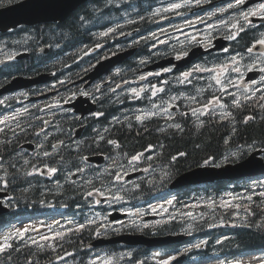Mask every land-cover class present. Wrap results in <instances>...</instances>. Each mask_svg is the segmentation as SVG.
<instances>
[{
	"label": "trees",
	"instance_id": "1",
	"mask_svg": "<svg viewBox=\"0 0 264 264\" xmlns=\"http://www.w3.org/2000/svg\"><path fill=\"white\" fill-rule=\"evenodd\" d=\"M14 1L16 0H0V6ZM130 3L136 9L135 6H140L141 2L130 0ZM111 4L114 5L115 0ZM120 4L122 3L120 2ZM107 5L108 1L105 0H90L88 3L80 6L76 12L72 13L58 27L57 25H47L44 33L37 34L34 43L40 44L45 42L43 40H49L51 51L56 55V58L50 61L51 68L54 70L59 69L58 64L60 63L71 65L73 55L78 48L83 49L86 46L88 48L92 46L97 34H92L89 23H82V21H89L93 11H97L99 6ZM135 27L129 26L128 30H132ZM4 35L6 37L9 34ZM148 43L149 38H146L141 44L135 43L138 47L136 51L138 53L135 56L141 53L139 52L140 49L145 48ZM33 57H37L35 52H33ZM135 58L133 61L140 64L141 61ZM37 59L40 60V58ZM137 69H140V67ZM130 70H134V68ZM41 72H49V70L36 66L31 75H37ZM119 78L127 80L130 77L121 75ZM116 85L117 82L114 83L113 88ZM110 92L106 96L112 98ZM114 98H116L114 103L109 104L107 113L99 118L100 121H108L112 116L128 120L136 117L139 109L143 108V105H137L139 98L135 95L130 96L128 93L123 92L119 96L114 94ZM262 105L264 103L260 104L258 102V105L255 104L253 107L241 108L234 114L232 119L222 122L207 120L206 123L200 124L196 119L190 122V118L185 117L182 123H178L180 125L179 129L176 127L169 130L160 128L159 133L153 132L156 126H153L152 123L156 119L165 122L164 117L154 116L151 123L142 126L128 121L115 123L113 129L117 131L118 135H113L111 129L110 137L113 140L118 139L119 143L117 145L125 146L128 149L126 154L124 151L119 155L116 154V149L109 150V153L112 154L110 160L113 162L117 161L116 164L111 163L114 165L113 168H115V165H119L121 166L120 169L125 170L130 164L127 161L128 156L134 152L144 150L150 144H155L158 152H162L161 158L157 159V163H159L162 169H154L149 174L151 176L136 179L134 185L130 186L127 191L128 203L135 206L138 201L149 202L154 193L167 190L168 183L174 177L192 167L223 160L238 161L244 158L251 150L264 149V107ZM246 117H252V119L245 122ZM98 146V143H94L93 146L86 143L80 151L81 157L88 156L92 152H99L101 148ZM123 154L125 155L123 156ZM70 158L72 159L71 155ZM70 158L66 156L65 162L71 163ZM11 165H13L12 161L5 168L9 171L12 179L20 183L24 180V176L23 174L19 175ZM120 169H112L110 172L119 171ZM35 175L36 173L32 178L25 179L24 181L35 180ZM99 176L101 179L98 182H111L108 179L110 176L103 173H100ZM95 181L93 180V182ZM28 184L20 185H27L25 188L20 189L22 198L33 200L36 190L33 188L34 185L31 182ZM201 190L204 191L200 192ZM229 190L233 192L232 201L225 195L226 191ZM66 192L65 198L76 195L70 189H66ZM261 193H264V190L257 191L249 185L240 184L239 181H217L203 186L178 189L166 213H173V215L164 221L165 224L159 231L153 225L146 228L144 233L154 235L157 233L183 231L189 236L188 240L197 239L199 244H203L205 246L203 251H215L225 258L234 256L244 250L263 249L264 196ZM188 200L189 203L186 204ZM225 204L229 206L225 207ZM176 207H178L177 210ZM186 210H189L190 215L186 213ZM81 224L85 225V227L73 233L72 237L68 239L62 237L55 240L58 246L62 245L61 242L63 240H66L68 248L62 247V251L56 253L36 254L31 252L33 260L31 259L29 263L90 264L89 256L95 254L93 252L96 251L88 247L87 243L94 238L93 234L96 232L97 227L100 226V222H98V219L93 221L82 218ZM76 229L73 228L72 231ZM120 246H109L105 249V254L111 257L113 264H157L155 259L151 260L149 258L148 250L143 246ZM186 248L191 250L198 249L199 247L191 245ZM198 251L200 249L196 250V252ZM16 252L18 254L17 262L14 259L16 255L9 248L0 252V264H24L25 262L22 257L26 258V260L31 258L27 248H22ZM66 253H70V255H66ZM58 257H64V259L61 260ZM100 264H103V262Z\"/></svg>",
	"mask_w": 264,
	"mask_h": 264
},
{
	"label": "flooded vegetation",
	"instance_id": "2",
	"mask_svg": "<svg viewBox=\"0 0 264 264\" xmlns=\"http://www.w3.org/2000/svg\"><path fill=\"white\" fill-rule=\"evenodd\" d=\"M159 1V0H156ZM175 3L181 4L182 7L177 10V14L182 16V20H184L183 23V33L180 35L178 31H176V37L175 41L178 43V40L180 39L179 43L183 47H186L188 45H201L205 49H208L212 46L216 38H227V44L225 47L220 51L215 52H209L203 55V57L200 59L198 58L195 60V62L192 64V67H198L201 65L202 69L200 70L197 79L195 77H191L192 80L196 82V94L199 93V95L205 96L207 98L212 97V92L214 89V84L216 83L215 80L216 77H213L211 75H208L206 73V70L210 71L211 73L213 71H218L220 66V61L222 60L223 56L228 55L231 59H233V65L234 68L238 69V71L231 70L234 77L222 76L221 79H223L227 84L230 86V90L232 92H236L237 94H240V90H246L252 91L251 88L254 87L255 89H263L264 92V82L261 81V78L264 77V71H261V69H264V46H261L260 50H255L256 44L258 40L264 39V21L258 20L259 18L264 17V13H258L256 15H248L249 10L256 9L259 4L264 3V0H252V2H249V0H244V3L240 5L239 7H232L229 8V4H235V0H201L200 4L197 5L195 0H175ZM214 5V9L211 11H208L211 5ZM216 8V9H215ZM247 16V19L245 20L244 17ZM221 21H224V23H221ZM236 24L237 27L233 28L232 25ZM182 25V23L180 24ZM209 25H212V27H209ZM240 27L243 28V31L240 30ZM233 33H236V39H229V36ZM16 44V43H14ZM255 46V47H253ZM249 47H253V51L249 53L247 49ZM227 49V51H225ZM230 49V50H229ZM182 51V49L179 50V52ZM229 51V53H228ZM180 57V55H177ZM50 57V56H48ZM21 60H17L15 58V55L13 57L8 56L6 59H4L0 64L1 68H5L4 72H12L15 70V67L20 66L22 67ZM31 64V63H30ZM92 65V60L90 55L82 54V55H75V62H74V72L73 74H77L78 72H83L84 75L87 73L89 68ZM219 65V66H218ZM230 65V64H229ZM228 66V64H227ZM230 70V69H229ZM252 70H259L261 71V76L259 79L254 80L255 83L248 82L246 85L242 86V79L244 78L245 74L248 71ZM78 71V72H77ZM138 73V71H123L122 74L129 76L130 74L134 75ZM220 75V73H218ZM118 76L117 74H105L97 78L94 82L91 83V86L85 87L82 85V87L77 90L76 95H82L89 98L90 102H92L94 108L91 112L88 114H85L81 117H78L79 120L83 119V123L80 125L81 127L78 129H74L72 132V144L76 145L78 142H83L84 145L88 143V140L86 137H89L91 139H98L100 144V151L92 154H103L106 157H110L112 154L109 153V150L116 149V154L123 153V148L120 145H117L119 143L118 139H112L110 136V130L113 128L115 123L118 122H130L134 123L136 121L135 118H130L128 120L122 119L116 116H112L110 118V124L107 128L103 130H95V129H88V126H91V123L98 119L103 117L107 113V107H109V104H113L116 98H111L109 96H105L101 99L100 95H97L99 90L97 88L101 89L104 85L109 84L112 91L110 94H116L119 96V93L117 92V89L122 88L124 85L128 83V80H125V83L123 82L121 85H117V88H113L114 82L121 80L116 79ZM229 80L231 83H229ZM120 81V82H121ZM124 84V85H123ZM240 92V93H239ZM82 93H87V95H83ZM220 94V93H219ZM75 95V96H76ZM7 95L3 96L1 98L2 106L5 105V102L7 100ZM222 97V95H220ZM235 98V97H234ZM215 103H217L215 101ZM95 113H102V115H94ZM80 115V114H79ZM143 120V119H142ZM153 121V120H151ZM140 122V121H139ZM79 132V138H76L75 132ZM160 128L155 127L153 132L159 133ZM3 135L0 134V138ZM49 137V134L47 135V138ZM49 140L52 142L48 147H52L53 144L57 145L56 149L49 155L44 156L38 151V146L36 143L33 144V151H36L34 154L24 149V152L26 153L25 159L29 161L37 162L38 164H43L44 166H40L43 168H56L57 172L50 175L49 177H45L41 182H43L46 185H39L37 180H28L24 181L25 179L32 178V175H29L31 173L30 166L35 163H27L22 165L21 167H17L14 169H21L19 171H16L20 174H23L24 180L20 183L12 179V177L9 175V171L5 168H0V183L1 180L4 179L7 183V188L10 191L11 195L14 196V193L16 188L23 184H28L31 182V184L34 185L33 188H35V195L33 197V200H26L28 204H30V207L34 200L37 202L39 201V204L42 203H48L50 202L54 207H58L59 204H63L62 199L65 198L66 189H70V191L76 195L78 194L79 190V183H69L66 180L67 170L69 169H59V167H69L71 163H65V153L64 149L65 146L68 147V150L72 152V154L77 157L78 167H74L72 169H83L81 167V164L83 162L81 161V153L80 151L84 148L75 149L74 146L71 147L68 145V142L66 143H60V142H53L52 138L49 137ZM109 140L115 141V144L108 143ZM117 145V146H116ZM151 145V144H150ZM150 145L146 146L150 148ZM153 148H157L155 144L152 145ZM108 152H104V151ZM92 151V150H91ZM126 153V151H125ZM55 162L52 161V157L55 156ZM91 155V154H90ZM40 157L41 160L38 161L35 158ZM145 157H148V152L145 153ZM37 165V164H36ZM84 165V164H83ZM103 165L95 166L92 165L93 169H102ZM47 166V167H46ZM65 176V177H64ZM36 183V184H34ZM49 188H45L48 187ZM22 187V186H20ZM37 188V189H36ZM20 189V188H18ZM46 191L45 193L42 191ZM47 192H50L49 194H46ZM40 193V194H39ZM76 195H73L74 198ZM72 207L74 208L75 202L72 203ZM77 209H76V215H79L80 208H81V198L79 196V201L77 203ZM108 209V207H107ZM108 210L102 209L100 212V215H104ZM103 217V216H102ZM75 221V219H74ZM108 226L111 227L113 230H109L108 233L116 232L118 227L120 225H113L108 224L106 221L104 222V225L102 228H107Z\"/></svg>",
	"mask_w": 264,
	"mask_h": 264
},
{
	"label": "bare ground",
	"instance_id": "3",
	"mask_svg": "<svg viewBox=\"0 0 264 264\" xmlns=\"http://www.w3.org/2000/svg\"><path fill=\"white\" fill-rule=\"evenodd\" d=\"M154 2H157L156 0ZM4 39H0V55L4 47ZM6 41V40H4ZM11 44L17 43L21 46H25V41L22 37L16 36L9 41H6ZM135 41L130 39L128 41V48H136ZM31 63V64H30ZM22 67L17 66L12 72H4L5 68L0 67V86L6 84V82L14 75L20 76H29L34 72V67L40 66L49 70L51 78L48 82L39 85L33 89L25 91L23 94L11 93L8 95L5 105L2 106L0 98V110L5 108L9 111H13L14 105H19L21 109L19 112L22 114L18 118V123L13 126H5L3 130V135L0 138V168L5 169L7 164L12 161L14 163H35L30 166L31 171H36L40 169V166L43 164H38L34 161H29L25 159L27 156L24 152L27 144L36 143L38 146V151L43 155L45 151L50 154L54 151L52 147H48L52 142L49 140V137L52 138L53 142H68V145L73 147L76 146L72 144V132L74 129L80 128L83 123V119L79 120L77 115L73 110L68 106L69 103L73 101L75 95L78 93L82 85L85 87L91 86L87 84L84 80V73L78 72L77 74H72L68 69L67 65L60 63L59 69L54 70L51 68V62L37 60L35 57H27L24 61L21 62ZM112 91L109 84L104 85L97 95H100L101 99L106 96L108 92ZM114 98V94L111 95ZM142 108L139 109L140 112ZM148 111L152 116H157L155 112L152 111L151 107L148 108ZM47 112V114L45 113ZM48 121V127L43 126V121ZM110 119L99 120L96 119L91 123V126H88V129L92 130H103L109 126ZM164 124L159 119L153 121L152 125L160 127ZM191 124V123H190ZM19 125V127L17 126ZM23 129L24 131H21ZM43 129V131H41ZM39 133V135H37ZM49 137L47 138V135ZM100 149V148H99ZM55 156L52 157V161L55 162ZM40 161L41 158H35ZM27 161V163H26ZM37 164V165H36ZM40 165V166H38ZM112 167L114 165L110 164ZM81 167L88 171L83 179V184L87 187L96 185H109L111 182H98L101 177L99 176V171H94L92 167L81 164ZM108 169V165H104L103 168ZM116 167H121L115 165ZM131 167V164L128 165ZM126 167L125 169H128ZM114 168V169H115ZM92 169V170H91ZM106 169H102L103 171ZM19 171V169H15ZM119 171H122L120 169ZM93 180H96L93 182ZM80 181L78 180V183ZM43 182H40L39 185H43ZM46 185V184H44ZM45 187V188H49ZM40 194V193H39ZM13 200L17 205H23L26 203V200L22 198L21 191L14 193Z\"/></svg>",
	"mask_w": 264,
	"mask_h": 264
},
{
	"label": "water",
	"instance_id": "4",
	"mask_svg": "<svg viewBox=\"0 0 264 264\" xmlns=\"http://www.w3.org/2000/svg\"><path fill=\"white\" fill-rule=\"evenodd\" d=\"M87 0H21L14 4L0 8V31H6L14 28L19 24H35L48 21L64 20L71 12H73L80 4ZM128 52L115 55L107 61L102 62L101 66L114 64L119 58L127 57ZM114 60V61H113ZM42 77L35 78L40 81ZM21 79L23 82L20 83ZM13 79L1 92L12 91L21 87H27L34 83V79ZM260 151L253 152L247 159L235 164H225L220 167L200 166L192 170L182 173L173 182L174 186L198 184L209 182L215 179L238 178L247 175H255L264 172V163L261 158L256 155ZM1 212V210H0ZM122 241L127 243H139L143 238L138 236H124ZM121 242L119 239L117 240ZM160 240L152 239L150 244L158 245ZM153 246V245H152Z\"/></svg>",
	"mask_w": 264,
	"mask_h": 264
},
{
	"label": "snow or ice",
	"instance_id": "5",
	"mask_svg": "<svg viewBox=\"0 0 264 264\" xmlns=\"http://www.w3.org/2000/svg\"><path fill=\"white\" fill-rule=\"evenodd\" d=\"M195 2H196L197 5H199L200 2H201V0H195ZM243 3H244V0H235V4H234V5H233V4H229L228 7H229V8H232V7H239V6L242 5ZM180 7H182L181 4L174 3V4H172V5L170 6V8L165 9V11H172V10H175V9H179ZM258 13H264V3L259 4L258 7H257L256 9H251V10H249L248 15H256V14H258ZM262 18H264V17H262ZM244 19L246 20V19H247V16H245ZM221 23H224V21H221ZM209 27H212V25H209ZM232 27H233V28H236L237 25H236V24H233ZM240 30L243 31V28L240 27ZM109 31H113V30H112V29H109ZM102 35H105V36H106V35H108V32H104V33H102ZM229 39H233V40L236 39V33H233L232 35H230V36H229ZM257 43H258L259 45H261V46H264V39L258 40ZM253 47H255V46H253ZM253 47H249V48L247 49V51H248L249 53H251V52L253 51ZM225 51H227V49H225ZM262 55H264V53H262ZM10 59H11V57H10ZM232 70H234V71H238V69H236V68H233ZM261 71H264V69H261ZM156 75H159V73H156ZM184 76H185V78H187L188 74L185 73ZM141 79H144V77H141ZM261 81L264 82V77L261 78ZM216 83H217V84H222V81H221L220 79L217 78V79H216ZM229 83H231L230 80H229ZM253 83H255V81H253ZM151 88H152V96H153V97H155V96L157 95L158 92L163 91V89L158 88L156 85H152ZM97 90H99V88H97ZM141 91H143V89H141ZM221 91L226 92L227 89L224 88V87L222 86V87H221ZM132 93H133L135 96H137V97H139V95H140V93L137 92L136 89H132ZM82 94H83V95H87V93H82ZM246 98H247V97H246ZM208 103H212V101H208ZM233 103H234L237 107L240 106L239 102H238L237 100H235V99H234ZM153 107L155 108L156 105L153 104ZM203 107H204V112H201V113H200L201 115H204L205 112L210 111V110L207 108V105H204ZM262 107H264V105H262ZM164 111L166 112L167 109H164ZM192 111H193V114H196V111H197V110L193 109ZM94 115L99 116V115H102V113H95ZM142 118H143L142 115H137V116H136V120H137V121L142 120ZM12 119H15V117H12ZM250 119H252V117H246V118H245V122H248V120H250ZM6 121H7V118H5V120H0V124H5ZM44 123L46 124L47 121H44ZM17 126L19 127V125H17ZM175 127L179 129V128H180V125L177 124V125H175ZM0 131H2V129H0ZM21 131H24V130L21 129ZM41 131H43V129H41ZM37 135H39V133H37ZM61 143H63V142H61ZM108 143H110V144H115V141L109 140ZM56 147H57V145H55V144L52 145V148H53V149H56ZM149 150H150V149H149ZM43 155H44V156H49L50 153L47 152V151H45V152L43 153ZM142 155H143L142 153H139V154H137V155H135V156H132V157H131V161H130V163L133 162V161H137V160H139L140 157H141ZM181 155H182V154H181ZM173 159H175V157H173ZM206 162H207V161H206ZM26 163H27V161H26ZM46 167H47V166H46ZM78 171H81V172H82L83 169H78ZM55 172H57V169H56V168H51V167L47 168V173H48V175H52V174L55 173ZM31 174H32V173H29V175H31ZM125 174H126V173H125ZM121 180H122V176H121L119 173H117L116 176H115V181H114V182H115V183H120ZM96 194H97V195H103V193L100 192L99 190H97ZM92 195H93V192H88V196H92ZM261 195L264 196V193H261ZM112 199H113V200H119V199H122V197H121V196H118V195H114V196L112 197ZM249 199H251V197H249ZM168 203L171 204L172 201L169 200ZM228 206H229V205L225 204V207H228ZM90 222H91V221H90ZM84 227H85V225H83V224L79 225V227L77 228V231H79L80 229H82V228H84ZM28 231H29V229L25 228V229H23V230H18L17 232L14 233V235L22 239V238L24 237L25 233H27ZM62 235H63L62 233H56V235L53 236V237L42 236L40 239H41V240H44V241H48V240H50V239H51V240H55L57 237H61ZM11 238H12L11 236L5 237V242H4L2 245H0V252H3V251H5L6 249L12 247V245H10V244L7 242V241L10 240ZM32 242H33L34 244L37 243V241H35V240H33ZM201 243H203V242H201ZM49 246H51V245H49ZM195 247H199V245H195ZM66 255H70V253H66ZM58 259L63 260L64 257H58ZM173 259H175V257L170 256V257H168V259L160 261L159 264H170V261L173 260ZM91 264H95V261L91 262ZM103 264H112V261H111V260H106V261L103 262Z\"/></svg>",
	"mask_w": 264,
	"mask_h": 264
},
{
	"label": "rangeland",
	"instance_id": "6",
	"mask_svg": "<svg viewBox=\"0 0 264 264\" xmlns=\"http://www.w3.org/2000/svg\"><path fill=\"white\" fill-rule=\"evenodd\" d=\"M162 106V102H160V107ZM139 113V112H138ZM112 130L111 131H113V135H118V133H117V131L115 130V129H113V128H111ZM86 139L88 140V145H90V146H93V144L94 143H98L99 144V140L98 139H92L91 140V138H89V137H86ZM162 144V143H161ZM161 144H159V145H161ZM84 146V141L83 142H78L77 144H76V148L75 149H80V148H82ZM98 147H100V144H99V146ZM122 147H124L123 148V151H127V149L128 148H126L125 146H122ZM102 149V148H101ZM64 151V153H65V156H68L69 158H70V155L72 156V159H71V165L69 166V167H66V168H64V167H59V169H72V168H74V167H78L79 165H78V163L76 162V164H74L75 163V161H77V157H75L73 154H72V152L70 151V150H68V147L67 146H65V149L63 150ZM66 163V162H65ZM22 165H24V164H22V163H14L13 165H11L12 166V168H17V167H21ZM129 168V167H128ZM102 169H106L105 167L104 168H102ZM66 176V175H65ZM64 176V177H65ZM261 183H263L264 184V180H262L261 181ZM257 184V182H255L253 185H256ZM28 185H30V184H28ZM27 186V185H26ZM26 186H22V187H20V186H18L17 188H16V190L15 191H20V189H23V188H25ZM18 188H20V189H18ZM44 193L46 192V191H44V190H42ZM50 192H47L46 194H49ZM24 201H25V199H24ZM4 240V237H2V236H0V243L2 242ZM67 243V241L66 240H63L62 242H61V244H63L62 246H64L65 244ZM38 249H41V248H39L38 247ZM31 252H33V250H30L29 251V254H30V256H31V258H28V260H26V258H24V257H22V259H23V261L25 262L24 264H30L29 262H30V260L32 259L33 260V257H32V255H31ZM255 254H245V255H243V256H240V257H238L237 259H234V260H232L229 264H264V262H263V260H262V255L261 256H254ZM198 256H192L191 257V259L189 258L188 260H189V263L188 264H217L218 263V261L219 260H216V259H214L213 258V255H210V256H208L207 258H205V259H201V258H197ZM13 259V258H12ZM14 259H15V261L17 262V259H18V256H15L14 257ZM19 264V263H18Z\"/></svg>",
	"mask_w": 264,
	"mask_h": 264
}]
</instances>
